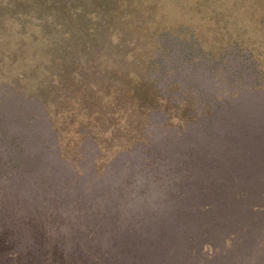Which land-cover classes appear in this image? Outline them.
Here are the masks:
<instances>
[{"label":"trees","instance_id":"1","mask_svg":"<svg viewBox=\"0 0 264 264\" xmlns=\"http://www.w3.org/2000/svg\"><path fill=\"white\" fill-rule=\"evenodd\" d=\"M0 20L1 46L11 29L58 51L49 66L27 60L22 68L25 37L12 54L0 48V188L8 203L35 178L64 200L105 186L95 167L79 162L92 157L99 170L119 155V134L137 117L143 132L162 116L190 127L217 123L215 104L200 110L197 100L221 98L230 83L233 94L242 83L251 89L242 95L264 98V0H0ZM108 95L111 103L99 98ZM133 101L136 109L124 106Z\"/></svg>","mask_w":264,"mask_h":264},{"label":"rangeland","instance_id":"2","mask_svg":"<svg viewBox=\"0 0 264 264\" xmlns=\"http://www.w3.org/2000/svg\"><path fill=\"white\" fill-rule=\"evenodd\" d=\"M10 31L0 48L12 54L25 36ZM25 38L22 68L53 63L58 51ZM232 84L221 98H195L200 110L215 104L217 123L190 127L162 116L143 132L131 120L119 155L99 170L92 157L79 162L102 175L97 190L64 200L47 194L41 177L8 203L0 188V264H264V98L242 95L251 90L242 83L233 94ZM28 169L45 172L17 166Z\"/></svg>","mask_w":264,"mask_h":264}]
</instances>
